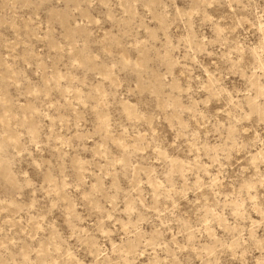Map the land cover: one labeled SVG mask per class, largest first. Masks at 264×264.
I'll return each instance as SVG.
<instances>
[{
	"label": "rangeland",
	"instance_id": "obj_1",
	"mask_svg": "<svg viewBox=\"0 0 264 264\" xmlns=\"http://www.w3.org/2000/svg\"><path fill=\"white\" fill-rule=\"evenodd\" d=\"M0 264H264V0H0Z\"/></svg>",
	"mask_w": 264,
	"mask_h": 264
}]
</instances>
